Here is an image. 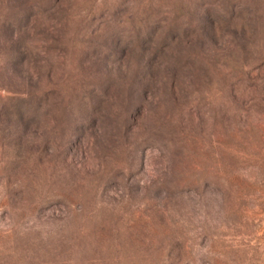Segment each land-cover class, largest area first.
I'll return each instance as SVG.
<instances>
[{"label":"rangeland","instance_id":"374dc122","mask_svg":"<svg viewBox=\"0 0 264 264\" xmlns=\"http://www.w3.org/2000/svg\"><path fill=\"white\" fill-rule=\"evenodd\" d=\"M246 2L0 0V264H264Z\"/></svg>","mask_w":264,"mask_h":264},{"label":"trees","instance_id":"16d2710c","mask_svg":"<svg viewBox=\"0 0 264 264\" xmlns=\"http://www.w3.org/2000/svg\"><path fill=\"white\" fill-rule=\"evenodd\" d=\"M254 3L264 5V0H247L244 7L237 5L236 8L231 11L228 22L232 24L237 17V12L240 13L243 9L246 10L245 6ZM253 17L252 15L249 20L250 23L252 22V25L256 24V22L252 20ZM260 67V69H264V63H261ZM247 80L252 85L254 97H251L250 102L247 103L248 109L244 111L248 113H257L260 119L259 122L264 124V75L255 78H251L247 75ZM256 125L257 128L260 129L259 138L254 141H244L246 143L243 146L247 148L246 152L239 157H230V160L225 165L227 168L225 174L213 175L207 180V184L226 192L241 186L264 189V127L260 124Z\"/></svg>","mask_w":264,"mask_h":264}]
</instances>
